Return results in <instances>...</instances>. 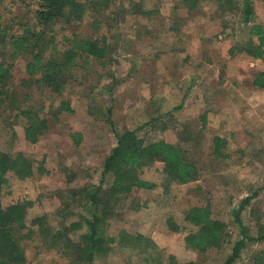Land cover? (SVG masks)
Listing matches in <instances>:
<instances>
[{"label": "rangeland", "instance_id": "1", "mask_svg": "<svg viewBox=\"0 0 264 264\" xmlns=\"http://www.w3.org/2000/svg\"><path fill=\"white\" fill-rule=\"evenodd\" d=\"M179 1L109 0L97 19L88 10L77 22L55 26L56 52L69 45L63 39L71 35L107 45L106 53L98 58L82 60L77 56L60 96L32 79L27 83V54L14 57L12 46L0 42V61L9 66L0 109V152L23 154L33 165L32 175L23 179L5 175L8 185L1 202L28 199L27 225L33 217L41 216L56 229L85 216L82 196L70 190H89L98 184L102 159L115 143L117 124L131 129L136 122L157 119L156 127L146 134L148 139L163 138L187 149L197 169L195 180L165 186L158 175L159 164L140 167L138 176L154 182L156 188L134 189L122 201L111 203L113 211L104 235L116 243H107L108 251L96 256L94 264H223L229 254L227 246L199 255L184 245V236L194 228L183 220V211L206 200L225 220V231L232 239L237 234L235 223H231L232 209L258 189V195L241 212V221L252 233L256 219L264 223V91L247 85L260 65L249 64L254 60L245 54L234 64L232 58L240 53L226 55L229 46L247 40V27L235 12L233 16L218 13L210 0H199L192 10L180 6ZM134 3L151 14L132 13ZM253 4L255 20L263 22L264 6L256 0ZM32 9L29 0H0V32L8 37L18 35L24 26L37 30ZM260 61L264 66V60ZM248 64V70L235 77L236 70ZM189 68L192 71L187 73ZM231 70L234 90L230 87ZM156 82L159 88L151 86ZM60 98L69 101L72 113L55 111ZM24 107L48 121L47 129L33 144L23 138V119L14 117L15 110ZM156 107L160 113L149 119ZM182 108L185 111L177 116L176 111ZM132 114L135 117H130ZM203 114L204 123L200 120ZM74 131L81 135L78 144L71 137ZM214 135L224 140L219 157L212 155ZM38 166L43 172L36 171ZM167 218L178 231L168 230ZM30 227L37 229L35 223ZM83 231L84 227L68 236L78 243ZM124 233L145 236L152 245L124 246ZM48 243L38 232L22 242L28 264H73L72 251ZM262 249L264 241L247 243L233 264H254L256 252Z\"/></svg>", "mask_w": 264, "mask_h": 264}, {"label": "trees", "instance_id": "2", "mask_svg": "<svg viewBox=\"0 0 264 264\" xmlns=\"http://www.w3.org/2000/svg\"><path fill=\"white\" fill-rule=\"evenodd\" d=\"M29 1L34 6L32 9L34 25L38 29L24 26L18 35L8 37L0 30V42H7L12 46L14 57L27 54L29 59L24 63L27 83H31L30 79H32L51 94L60 96L64 87L63 83L65 84L76 66L77 56H81L82 60H88L89 56L98 58L106 53L107 45L99 46L94 39L71 35L69 39H63L69 41V45L61 53L56 52L55 26L77 22L88 10L92 11L95 15L94 18L97 19L100 15L99 12L102 9L105 10L109 5V0ZM198 1L180 0L179 3L187 10H192ZM210 1L220 14L228 12L233 16L234 12L237 13L240 16V23L247 27V40L239 43V46L237 43L229 46L228 53L235 55L238 52L255 59L264 60V21L255 20L253 8L255 0ZM256 1L264 6V0ZM132 6V13L151 14V11L139 9L135 3ZM96 19H93L92 22ZM222 26H224L223 20ZM48 49L52 50V53L50 51L48 53ZM8 67L0 61V109L5 99L4 88L9 79ZM21 82L24 83V81ZM251 84L252 88H264V71L257 72L252 78ZM15 111H17L14 115L15 119H23L24 121V140L30 144L35 143L47 129V119L41 117L37 111L25 107ZM55 111L72 113L74 110L67 99L60 98ZM200 120L202 123L205 122L204 114L201 115ZM156 124L157 119H153L146 120L133 129L122 132H115L114 130L115 144L102 159L98 184H93L92 189L89 190H70L82 196L84 200L82 209L85 216L56 229L50 228L46 222L44 223L41 216H35L31 221V224H36L37 229H32L31 224L27 225L26 210L30 207L31 202L24 197L13 204H2L4 189L8 185L5 175L10 173L18 179H23L32 175L33 165L30 159L23 154L9 155L7 152H0V264H28L22 242L30 241L35 232L44 237L50 246L60 247L64 251H72L71 254L73 255L70 261L73 264H94L96 256L108 251L109 245L107 243L113 241L116 243L113 237L104 235L106 222L113 211L111 203L122 201L134 189L142 188L149 191L156 188L154 182H149L138 176L137 170L140 167L146 164H159L161 168L158 175L162 178L165 186L171 183L184 184L195 180L197 169L190 159L187 149L167 142L163 138L148 139L146 134L155 128ZM161 129L164 128L161 127ZM142 130L144 132L139 135V131ZM71 134L73 143L78 144L81 139L79 132L74 131ZM211 141L212 155L219 157V151L223 147L224 140L214 135ZM36 171L41 173L43 169L38 166ZM257 195L258 189L243 198L232 209L231 223H235L237 227V234L232 239L225 231V220L212 211L209 200L204 203L189 205L183 211V220L190 224L194 230L186 233L183 238L184 245L196 250L199 255L210 249L222 250L227 246L229 247V254L226 255L223 264H233L247 243L264 241L263 222H258L256 219L254 223L256 231L252 233L247 225L241 221V212ZM165 224L168 230H179L171 218H167ZM82 227H84V231L79 236L78 243L73 242L68 233L81 230ZM124 236V246L138 248L137 246L141 243H145L146 247L152 245L145 236L140 234L124 233ZM119 240L122 241V239ZM254 257V264H264V249L256 252Z\"/></svg>", "mask_w": 264, "mask_h": 264}, {"label": "crops", "instance_id": "3", "mask_svg": "<svg viewBox=\"0 0 264 264\" xmlns=\"http://www.w3.org/2000/svg\"><path fill=\"white\" fill-rule=\"evenodd\" d=\"M226 55H228V50H227V54ZM244 54H239L237 57H233L232 58V60H231V62H233L234 61V64H235V59H241V58H243L244 59V57H242ZM244 56H246V55H244ZM247 56H249V55H247ZM251 57V56H250ZM254 61H249V64H253V66L256 64L257 66L258 65H260V66H258V70L256 71V72H254V73H252L251 74V77H250V80L247 82V85L249 86V87H252V84H251V80H252V78L254 77V75L257 73V72H259V71H264V66H262V64H261V59H255V58H253V57H251ZM248 61V60H247ZM249 64L247 65V66H243V67H239L237 70H236V75H235V77L237 76V75H239L240 73H242V75H243V72H244V69H246V70H248L247 68H249L250 66H249ZM239 65V64H238ZM252 66V65H251ZM226 67V66H225ZM246 67V68H245ZM243 68V69H242ZM192 71V69L191 68H189L188 70H187V73L188 72H191ZM224 71V74H226V70H223ZM242 75H241V77H242ZM230 76H231V78H230V80H231V82H230V87L232 88V90H234V78H232V76L234 77V71H233V73H232V70H231V72H230ZM243 78V77H242ZM150 84H151V82H149ZM199 84H201V83H198L197 85L199 86ZM235 85H238L237 83H235ZM151 86H156L157 88H159V85H158V82H156V83H152V85ZM201 86H202V84H201ZM152 88V87H151ZM116 89H117V87H116ZM253 89H254V87H253ZM155 90V89H154ZM258 90H263L264 91V88H262V89H258ZM115 91V87L114 88H112V93ZM153 92V88H152V90H151V93ZM155 92H158V90L156 89V91ZM231 92H233L234 93V91H231ZM152 95V94H151ZM183 96V95H182ZM153 99H155V98H153ZM181 101H182V99H181ZM152 102V101H151ZM156 103V102H155ZM156 113L155 114H153V116L152 117H148L149 119H151V118H154V117H156L157 115V113H160V110H159V108L158 107H156ZM178 111V110H177ZM176 111V115L178 116V114L180 115V113H181V111H185V109L184 108H182V109H180L178 112ZM130 117H135L133 114L130 116ZM143 121H146V120H143ZM137 123V125H139V124H141V123H139L138 124V122H136ZM143 123V122H142ZM136 125V126H137ZM135 126V127H136ZM119 127V125L117 124L116 125V127H114V130H115V132H122V131H125V130H127V129H129V128H118ZM134 127V128H135ZM131 129H133V128H131ZM113 135H114V133H113ZM115 144V143H114ZM114 144L113 145H111V147L112 146H114ZM110 147V148H111Z\"/></svg>", "mask_w": 264, "mask_h": 264}]
</instances>
